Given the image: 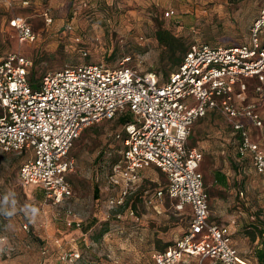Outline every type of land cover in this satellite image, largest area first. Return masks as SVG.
<instances>
[{
  "label": "rangeland",
  "instance_id": "obj_1",
  "mask_svg": "<svg viewBox=\"0 0 264 264\" xmlns=\"http://www.w3.org/2000/svg\"><path fill=\"white\" fill-rule=\"evenodd\" d=\"M263 6L264 0H0V58L8 53L26 57L31 62L29 77L35 82L58 68L80 62L115 66L126 56L131 58L129 65L165 78L169 72L162 68L164 53L155 37L158 28L169 30L187 46L195 41L236 46L248 41L249 29ZM16 17L29 24L32 41H19L13 25ZM256 85V80H249L248 92L262 115L259 132L264 135V91L255 94ZM214 120L210 130L226 149L218 163L225 159L233 179L252 181L249 193L262 200L257 215L241 227L246 233L257 232V225L264 226V175L249 162L238 160V138L227 120L221 114ZM119 130L116 118L81 131L69 151L75 160L68 174L73 197L60 205L45 200L38 187L21 183L17 171L24 154L0 152V235L4 241L0 264H152V255L185 231L190 209L177 212L168 199L155 200V192L166 183L155 167L142 170L122 207L109 208L107 200L118 188L109 183L108 175L120 158V143L114 138ZM195 131L192 128L188 137L190 146L198 138ZM202 162L209 198L213 174L205 168L213 163L210 159L208 165ZM67 220L81 225L68 226ZM70 250H77L80 257L62 263L60 255ZM181 264L195 261L189 258Z\"/></svg>",
  "mask_w": 264,
  "mask_h": 264
},
{
  "label": "built area",
  "instance_id": "obj_2",
  "mask_svg": "<svg viewBox=\"0 0 264 264\" xmlns=\"http://www.w3.org/2000/svg\"><path fill=\"white\" fill-rule=\"evenodd\" d=\"M13 25L20 42L34 39L26 20L16 17ZM130 60L126 56L115 66L80 62L58 68L32 87L26 57L8 53L0 58V152L24 154L17 171L21 183L38 187L45 200L60 205L73 197L68 174L75 160L69 151L81 131L129 114L131 120L114 134L121 150L108 175L109 183L118 187L107 200L109 208L122 207L142 170L155 167L166 181L155 200L168 199L177 212L190 209L185 231L165 250L156 251L152 264H181L189 258L195 264H248L233 247L230 228L210 220L200 170L203 154L187 142L193 124L215 111L238 136V155L248 157L255 172L264 175V135L254 139L253 133L262 129L263 121L248 94L251 79L257 81L255 94L264 91V6L247 42H192L165 78L138 70ZM66 224L79 227L80 222ZM3 242L0 235V249ZM79 257L77 250H70L59 258L73 263Z\"/></svg>",
  "mask_w": 264,
  "mask_h": 264
},
{
  "label": "crops",
  "instance_id": "obj_3",
  "mask_svg": "<svg viewBox=\"0 0 264 264\" xmlns=\"http://www.w3.org/2000/svg\"><path fill=\"white\" fill-rule=\"evenodd\" d=\"M207 114L209 115L207 116ZM207 114L198 119L192 126L196 130L195 132L198 133V138L195 142L193 141L195 145H192V147H196L202 152V165H208L209 159L213 163L211 167L205 168L210 169L213 174V179L210 183L211 193L208 198L210 220L217 224L228 226L231 231V243L237 250L238 255L245 259L248 264H258L256 255L254 256L253 254H256L257 250L262 248L263 241L261 243L259 241L260 239L264 240L260 238V236L264 235V226L257 225L259 230L251 234L241 230V227L244 223H248L249 219H253L257 215L256 211L263 206L262 200L259 196L249 193L253 192V190H250L254 186L252 181L249 179H233L230 170L227 169L225 159H222L221 164L218 163L219 158L224 157L226 149L223 142L216 138V132H213L210 128L215 123L214 117L219 113L209 111ZM232 133L234 134L233 131ZM253 133L255 134L254 139H257V135L260 137L263 135L259 130L253 129ZM236 137L238 138V136ZM238 160L250 163L248 157L242 158L238 155ZM249 170L251 171V168Z\"/></svg>",
  "mask_w": 264,
  "mask_h": 264
},
{
  "label": "trees",
  "instance_id": "obj_4",
  "mask_svg": "<svg viewBox=\"0 0 264 264\" xmlns=\"http://www.w3.org/2000/svg\"><path fill=\"white\" fill-rule=\"evenodd\" d=\"M155 37H156L158 44L163 49L164 55L162 57V68L164 69L166 67L168 68L169 73L166 75L167 77L171 72H173L177 68L188 46L186 45L183 39L175 36L167 29L158 28L156 30ZM29 79H30V83L32 87H35L36 86L35 80H33V78H30V77ZM0 114H1V111H0ZM130 120H131V116L129 114H124L117 118L119 126H122L123 124H125L126 122H129ZM97 195H98V189H97V186L95 185L94 186V197H97ZM171 244H169L168 246H170ZM163 250H159V251H163ZM255 255L258 260V264H264V246H262V248L257 250Z\"/></svg>",
  "mask_w": 264,
  "mask_h": 264
}]
</instances>
